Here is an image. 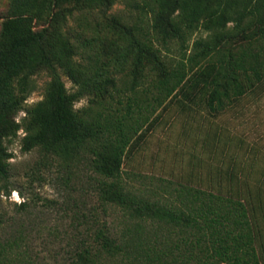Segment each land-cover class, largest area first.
I'll list each match as a JSON object with an SVG mask.
<instances>
[{
    "label": "trees",
    "instance_id": "16d2710c",
    "mask_svg": "<svg viewBox=\"0 0 264 264\" xmlns=\"http://www.w3.org/2000/svg\"><path fill=\"white\" fill-rule=\"evenodd\" d=\"M117 1L49 0L46 6L42 0H20L0 22V191L6 189L11 156L4 143L21 129L22 152L37 148L67 164L83 160L98 178L100 206L120 209L130 222L112 237L94 218L77 221L72 227L83 225L84 237L75 240L61 264H261L242 202L182 187L174 203L162 204L133 195L120 184L123 160L140 146L157 116L132 120L133 108L140 111L135 97H127L119 117L107 107L93 109L105 97L112 101L108 87H114V78L107 63L79 62L73 43L78 32L67 21L83 10L102 13L101 24L125 43L115 62L121 66L129 61L128 91L134 92L147 73L153 75L150 84L157 96L151 106L174 99L215 113L264 79V0H131L148 17L146 32L104 17ZM197 30L207 35L193 42L186 65H171L154 46L171 41L182 46ZM43 71L49 76L43 98L26 107L32 77ZM61 75L74 92L67 93ZM85 96L91 97L89 107L74 109V102ZM19 111L24 117L17 123ZM20 242L19 232L0 241V264H31Z\"/></svg>",
    "mask_w": 264,
    "mask_h": 264
},
{
    "label": "rangeland",
    "instance_id": "374dc122",
    "mask_svg": "<svg viewBox=\"0 0 264 264\" xmlns=\"http://www.w3.org/2000/svg\"><path fill=\"white\" fill-rule=\"evenodd\" d=\"M19 1L0 0V22L12 15ZM42 2L48 6L49 0ZM103 14L127 28L139 25L148 31L146 13L136 9L131 0H119ZM75 15L68 19L67 26L78 32L73 39L78 47L77 59L83 64L90 59H98L97 65L107 63V73L114 78V87H108L112 101L105 97L93 109L103 111L107 107L108 113L119 117L124 114L127 97H135L140 111L133 108L132 120L157 116L140 146L123 160L120 184L133 195L162 204L174 203L176 190L182 187L242 202L254 228L259 261L264 264V79L215 113L202 104L191 106L174 99L155 108L151 103L157 91L150 84L154 79L151 73L134 92L128 91L129 61L121 66L115 62L125 43L101 24L102 13L89 9ZM206 35L197 30L182 46L175 41L154 46L171 65L178 61L186 65L193 42ZM32 81L26 107L43 98L49 76L39 72ZM61 81L67 93L75 91L65 76L61 75ZM90 99L82 97L73 108L89 107ZM23 117L24 112L19 111L14 120L19 123ZM23 135L19 129L15 138L4 143L11 156L6 189L0 191V241L19 232V249L25 251L31 264H61L75 240L84 237L83 225L76 230L72 227L77 221L94 218L98 225L107 226L112 237L128 228V217L120 209L100 206L95 191L98 178L87 170L83 160L67 164L57 157L43 156L37 148L22 152ZM22 204L23 208H17Z\"/></svg>",
    "mask_w": 264,
    "mask_h": 264
}]
</instances>
